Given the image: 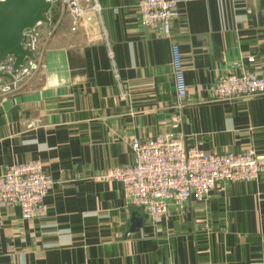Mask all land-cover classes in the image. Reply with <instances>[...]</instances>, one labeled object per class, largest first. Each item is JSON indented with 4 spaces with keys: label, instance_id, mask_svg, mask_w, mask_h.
I'll use <instances>...</instances> for the list:
<instances>
[{
    "label": "crops",
    "instance_id": "obj_1",
    "mask_svg": "<svg viewBox=\"0 0 264 264\" xmlns=\"http://www.w3.org/2000/svg\"><path fill=\"white\" fill-rule=\"evenodd\" d=\"M137 2L101 0L75 30L66 14L31 87L0 101V173L38 159L54 179L42 217L0 203V264H264V173L159 219L126 204L122 182L101 178L133 162L134 135L173 132L207 152L264 153V94L212 93L227 74L264 75V0H185L168 35L141 23Z\"/></svg>",
    "mask_w": 264,
    "mask_h": 264
},
{
    "label": "built area",
    "instance_id": "obj_2",
    "mask_svg": "<svg viewBox=\"0 0 264 264\" xmlns=\"http://www.w3.org/2000/svg\"><path fill=\"white\" fill-rule=\"evenodd\" d=\"M46 18L24 30L23 45L30 50L23 64L14 67L15 56L0 61V101L30 88L45 64L48 44L65 15L71 28L89 11L101 12V0H49ZM185 0H138L144 26L170 34L179 5ZM53 12V13H52ZM53 16H55L53 18ZM110 56L113 52L110 50ZM171 64L179 98L188 94L184 60L179 43L171 46ZM118 76V73H115ZM217 99H233L264 94V75L256 72L230 73L218 79L212 90ZM133 162L107 169L102 179L113 178L123 184L126 204L143 206L153 219L166 216L171 206L189 200L205 201L220 184L232 180H253L264 173V153L254 148L243 151L207 152L187 146L179 133L165 132L142 139H131ZM54 179L38 159L9 165L0 173V203L18 204L24 218L47 214L46 196Z\"/></svg>",
    "mask_w": 264,
    "mask_h": 264
},
{
    "label": "water",
    "instance_id": "obj_3",
    "mask_svg": "<svg viewBox=\"0 0 264 264\" xmlns=\"http://www.w3.org/2000/svg\"><path fill=\"white\" fill-rule=\"evenodd\" d=\"M49 0H0V61L15 56L14 67L23 64L31 52L23 45L24 30L46 18Z\"/></svg>",
    "mask_w": 264,
    "mask_h": 264
},
{
    "label": "rangeland",
    "instance_id": "obj_4",
    "mask_svg": "<svg viewBox=\"0 0 264 264\" xmlns=\"http://www.w3.org/2000/svg\"><path fill=\"white\" fill-rule=\"evenodd\" d=\"M70 15V14H69ZM71 19H72V16L70 15V18H68L69 20V24L71 23ZM70 27H71V24H70Z\"/></svg>",
    "mask_w": 264,
    "mask_h": 264
}]
</instances>
